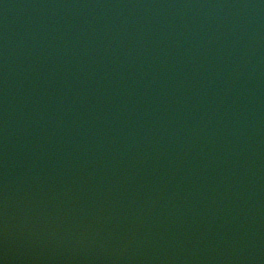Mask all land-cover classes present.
<instances>
[{
	"label": "water",
	"instance_id": "95a60500",
	"mask_svg": "<svg viewBox=\"0 0 264 264\" xmlns=\"http://www.w3.org/2000/svg\"><path fill=\"white\" fill-rule=\"evenodd\" d=\"M0 264H264V0H0Z\"/></svg>",
	"mask_w": 264,
	"mask_h": 264
}]
</instances>
